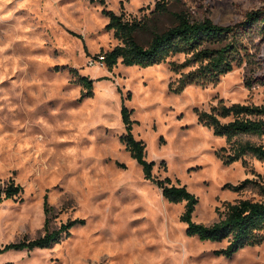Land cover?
<instances>
[{
    "label": "rangeland",
    "instance_id": "1",
    "mask_svg": "<svg viewBox=\"0 0 264 264\" xmlns=\"http://www.w3.org/2000/svg\"><path fill=\"white\" fill-rule=\"evenodd\" d=\"M103 1L0 0V247L45 232L46 197L53 207L50 229L84 219L49 247L1 252L0 264H264V241L226 257L216 250L227 241L188 235L181 220L185 201L166 199L120 140L126 132L123 99L132 110V132L154 163V177L179 180L198 197L192 215L197 222L217 220L226 201L259 199L226 183L258 176L264 182V161L248 156L245 163H225L218 151L226 137L203 124L197 112L219 102L264 103V36L251 32L243 63L217 81L181 86L171 59L146 67L119 61L107 68L100 55L119 39L106 28L104 7L124 11L128 19L153 17L136 34L144 44L151 27L157 23L163 30L173 19L152 14L157 0ZM263 5L171 0L172 9L197 18L208 14L222 25ZM70 68L93 80L91 96L79 101L82 87ZM253 140L264 144V136ZM11 181L23 191L5 198Z\"/></svg>",
    "mask_w": 264,
    "mask_h": 264
},
{
    "label": "trees",
    "instance_id": "2",
    "mask_svg": "<svg viewBox=\"0 0 264 264\" xmlns=\"http://www.w3.org/2000/svg\"><path fill=\"white\" fill-rule=\"evenodd\" d=\"M103 4L104 1L100 0ZM102 13L108 17L107 29H112L119 43L112 49L104 51L103 62L109 70L121 61L125 65L149 66L170 60L173 70L181 74V86L191 83H207L217 81L220 75L231 71L234 66L244 61L243 50L246 48L245 38L256 31L264 36V5L249 10L243 20L235 24L222 25L215 22L208 14L197 18L185 9H172L171 0H157L153 15L169 14L173 23L163 30L158 29L157 23L151 27V37L147 43H141L136 34L147 28L154 18L128 19L124 11L116 13L104 7ZM182 54L183 60L174 57ZM63 67L55 66V70ZM188 68L187 71L184 69ZM75 77L73 82L82 87L79 97L81 101L93 94V80L70 68ZM250 85V81H246ZM120 91V89H119ZM131 94L128 93V96ZM132 110L122 99L121 116L126 132L120 136L138 164L143 168L144 176L155 181L162 195L171 202L185 201V209L181 220L187 224L188 235H197L201 240L222 242L227 244L216 250V253L231 257L239 249L247 245H255L264 241V182L258 177H246L236 184L226 183L230 189L243 193L252 190L260 196L259 199L239 198L226 201L224 210L218 219L210 224L197 222L193 219V211L198 203V197L179 180L172 181L170 177L157 178L153 175V161L145 157L146 144L137 139L133 132ZM199 120L211 127L217 135L226 137V145L218 151L225 163L241 160L252 156L264 161V144L256 142L254 137L264 136V103H233L224 105L219 102L210 109L198 110ZM260 175V174H258ZM23 191L20 184L10 182L3 189L4 197L10 198ZM1 200V193H0ZM52 206L47 197L44 201L45 232L30 240L9 242L0 247V253L9 249H33L49 247L69 235L70 228L84 222L82 218L70 219L59 228L50 229L48 224Z\"/></svg>",
    "mask_w": 264,
    "mask_h": 264
},
{
    "label": "built area",
    "instance_id": "3",
    "mask_svg": "<svg viewBox=\"0 0 264 264\" xmlns=\"http://www.w3.org/2000/svg\"><path fill=\"white\" fill-rule=\"evenodd\" d=\"M103 58H104V56L103 55H100V59H101L102 62H103Z\"/></svg>",
    "mask_w": 264,
    "mask_h": 264
}]
</instances>
